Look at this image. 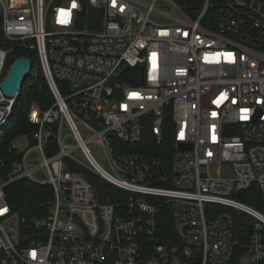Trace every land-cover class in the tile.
Instances as JSON below:
<instances>
[{
    "label": "built area",
    "instance_id": "obj_1",
    "mask_svg": "<svg viewBox=\"0 0 264 264\" xmlns=\"http://www.w3.org/2000/svg\"><path fill=\"white\" fill-rule=\"evenodd\" d=\"M0 29V85L20 45L55 99L48 111L33 104L37 131L12 142L19 159L0 174V264H264V214L235 198L253 185L264 197V0H202L195 16L174 0H0ZM168 112L169 164L142 143L148 125L163 143ZM23 180L51 186L44 215L9 205L7 187ZM165 208L179 239L170 246Z\"/></svg>",
    "mask_w": 264,
    "mask_h": 264
},
{
    "label": "trees",
    "instance_id": "obj_2",
    "mask_svg": "<svg viewBox=\"0 0 264 264\" xmlns=\"http://www.w3.org/2000/svg\"><path fill=\"white\" fill-rule=\"evenodd\" d=\"M188 15L195 16L200 10L202 0H174ZM20 58H29L33 62V69L29 80L25 83L23 90L15 101L9 119L0 129V174L4 175L10 171L12 163L19 159L11 144L18 137L37 131V127L29 122V115L33 104H38L42 111H48L55 104V99L48 86L47 80L38 65L36 74L35 64L37 58L35 52L28 51L20 45L8 56L4 75L11 66ZM164 140L157 144L152 139L151 126L144 129L143 144L153 149L158 157L167 164L171 162L173 149L171 147L173 118L169 114L164 120ZM49 156L53 153H47ZM81 172L79 168L74 169ZM93 186L103 194V199L108 202H117L116 195L119 191L110 184L104 182L97 176H88ZM8 202L14 212L28 219L44 215L49 210L53 199V191L49 185H39L27 180L19 181L7 187ZM235 198L264 214V197L258 185H253L245 193ZM159 226L163 236V244L172 245L179 243L178 235L173 226L169 208H165L159 217Z\"/></svg>",
    "mask_w": 264,
    "mask_h": 264
},
{
    "label": "rangeland",
    "instance_id": "obj_3",
    "mask_svg": "<svg viewBox=\"0 0 264 264\" xmlns=\"http://www.w3.org/2000/svg\"><path fill=\"white\" fill-rule=\"evenodd\" d=\"M160 7L161 8H164V9L167 8V6H165V5L160 6ZM38 65H39L38 63L35 64V72H34L35 74L37 72ZM1 100L3 102L0 103V124H2V122L4 121L3 118H5V116L3 114L6 112V109L8 107V103H9L8 100H4V99H1ZM79 127H80V130H81L82 135L85 137V139H87L90 136V133H88L87 130L85 129V127L82 124H80V123H79ZM64 131H66V132L69 131L66 125H64ZM65 144L68 145V146H73L74 145V141L71 138H67L65 140ZM16 145L19 148V150L22 151V152H25V151H27L30 148V146L26 142H23V143L16 142ZM89 146H90V149L92 151H95L96 152L94 154V156L97 159V161L103 167H105L106 163H105V157H104L103 153L101 151H98V148H97V146L94 143L89 144ZM78 158L82 162H85V160H84V158L82 156H78ZM41 162H42V156L40 155V153L37 152L36 150H32L29 153V156H28V164L30 166H32V167H34V166L35 167H38V166H40ZM33 178L37 182H40V183H46L49 180V177L47 175L46 169H44V168H39L33 174Z\"/></svg>",
    "mask_w": 264,
    "mask_h": 264
},
{
    "label": "water",
    "instance_id": "obj_4",
    "mask_svg": "<svg viewBox=\"0 0 264 264\" xmlns=\"http://www.w3.org/2000/svg\"><path fill=\"white\" fill-rule=\"evenodd\" d=\"M1 37H3V30L0 29ZM34 65L29 58H20L11 67L7 77L1 83L0 89L4 97L8 100H13L14 102L18 99L19 94L23 90L25 83L29 80L31 72ZM142 84H144V78L142 79ZM10 116V115H9ZM9 117H7V120ZM7 122V121H6ZM181 149L189 150L190 146H181ZM243 193V190L238 192V196Z\"/></svg>",
    "mask_w": 264,
    "mask_h": 264
},
{
    "label": "snow or ice",
    "instance_id": "obj_5",
    "mask_svg": "<svg viewBox=\"0 0 264 264\" xmlns=\"http://www.w3.org/2000/svg\"><path fill=\"white\" fill-rule=\"evenodd\" d=\"M72 7H76V5H75V2H73V5H72Z\"/></svg>",
    "mask_w": 264,
    "mask_h": 264
},
{
    "label": "bare ground",
    "instance_id": "obj_6",
    "mask_svg": "<svg viewBox=\"0 0 264 264\" xmlns=\"http://www.w3.org/2000/svg\"><path fill=\"white\" fill-rule=\"evenodd\" d=\"M1 99H3V98H1V97H0V103H2V102H3Z\"/></svg>",
    "mask_w": 264,
    "mask_h": 264
}]
</instances>
